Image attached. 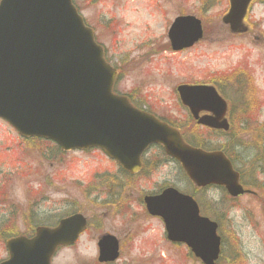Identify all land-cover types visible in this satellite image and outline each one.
I'll use <instances>...</instances> for the list:
<instances>
[{
    "label": "water",
    "instance_id": "obj_1",
    "mask_svg": "<svg viewBox=\"0 0 264 264\" xmlns=\"http://www.w3.org/2000/svg\"><path fill=\"white\" fill-rule=\"evenodd\" d=\"M229 1L223 22L239 33L252 0ZM169 38L174 51L191 48L203 38L202 23L180 17ZM116 78L72 0L0 2V118L21 137L50 140L66 152L99 148L133 172L143 152L160 144L198 187H224L232 197L247 193L224 153L192 148L178 131L134 109L113 93ZM177 92L199 125L229 130L227 102L214 87L181 85ZM202 112L211 115L200 117ZM147 207L163 219L170 241L187 244L204 264H216L218 224L200 217L192 197L168 189L148 198ZM85 229L84 217L76 215L57 229L38 230L31 240H10L9 259L0 264H51L58 247L73 245ZM99 247L100 262L118 258L114 237H104Z\"/></svg>",
    "mask_w": 264,
    "mask_h": 264
},
{
    "label": "rangeland",
    "instance_id": "obj_2",
    "mask_svg": "<svg viewBox=\"0 0 264 264\" xmlns=\"http://www.w3.org/2000/svg\"><path fill=\"white\" fill-rule=\"evenodd\" d=\"M74 1L86 24L95 31L108 62L122 72V79L115 86L118 93L134 95L140 103L151 105L161 118L179 120L178 125L183 127L189 139L196 134L202 143H210L218 149L221 145L218 142L225 140L224 135L209 134L190 123L188 112L179 100L177 87L201 83L214 86L223 82L222 86L233 99V109L237 110L243 94L235 92L234 89L239 86L236 78L231 80V76L253 77L258 94L252 90L251 117L254 116L264 128V1L252 3L245 29L239 35L231 34L229 27L222 22L229 9L228 0ZM186 15L202 21L205 38L192 49L175 53L170 48L168 31L177 17ZM239 78L242 80V77ZM245 93L249 97L248 92ZM247 107L248 104L244 102L241 110ZM242 118L237 114L234 117L235 125L239 126ZM242 132L249 141L255 128L246 129L243 126ZM262 132L261 128L257 130L259 134ZM262 144L256 150L258 154H262ZM107 170L117 171L99 151H75L60 156L50 144H31L22 140L0 120V232L4 236L11 232L22 234L31 228L26 225L25 218L27 212L39 202L37 193L41 174L51 180L50 190L53 191L57 188L59 173L66 175L61 182L69 183L86 174ZM256 176V182L261 183L262 175L257 173ZM172 177L175 182L182 179L176 169ZM182 184L181 189L187 188L186 183ZM72 191L63 186L61 192L53 191L52 199L71 196ZM199 197L203 199L202 208L204 203L210 214V206H215L216 213L223 212L225 215L221 233L225 239L223 255L230 258L227 264H264L263 195H249L231 201L220 189L208 188ZM80 198L78 191L75 199ZM52 205L51 201L47 208ZM86 211L91 212L88 208ZM205 215L208 216V213ZM120 222L121 219L110 218L106 220V227H116ZM141 224L147 226L149 231L138 237L137 244L145 249L142 243L150 242L153 245L151 255L142 260H121L119 264H200L191 259L184 248L167 243L157 222L147 223L142 219ZM7 227H11V230L7 231ZM92 244V241L88 244L83 241L77 249L65 256H58L56 263L93 264ZM161 253H164V258L160 257ZM6 258L5 244L0 234V261Z\"/></svg>",
    "mask_w": 264,
    "mask_h": 264
},
{
    "label": "flooded vegetation",
    "instance_id": "obj_3",
    "mask_svg": "<svg viewBox=\"0 0 264 264\" xmlns=\"http://www.w3.org/2000/svg\"><path fill=\"white\" fill-rule=\"evenodd\" d=\"M253 82L254 80L247 79L246 89L250 91L251 94L254 89L258 94V90L254 88ZM235 92L238 94L240 92L239 88L235 89ZM126 97L134 107L155 115L161 121L169 123L172 127L180 131L179 126L175 125L179 120L161 118L153 112V110L148 108L147 105H142L143 107L140 108L139 104H137L139 100L134 98V95H128ZM241 105L243 106V103H241ZM238 112V109H233V113L231 112L232 117H236ZM243 114L244 110H241L239 116ZM261 125L262 124L255 119L242 121V123H239V126L235 125L233 131L232 145L239 154V156L234 157V165L237 171L241 170V174L238 171L241 177V183L247 189L248 184L246 180L252 176L253 171H257V173L262 175V182L259 183L257 181V183L252 185V188L249 189L253 192L251 195L255 197L259 195H263L264 197V128ZM243 126H245L246 129L255 128V133L252 134L249 141L247 136L242 132ZM258 127L263 129L262 134L257 133V130L260 129ZM236 128H238V130ZM260 144L263 145L261 156L256 151L259 149ZM247 149L254 152V154L246 156L245 151ZM109 161L115 166L116 172L107 170L103 173H90L84 175L81 179H75L69 183L61 182L65 180L66 175L59 173L57 176V188L54 190L61 192L63 186L71 188V191L75 190V192L72 191L73 194L71 196L65 195L60 199H52V193L54 191L50 190L52 182L49 178H46V180L44 174H41L39 178V191L37 193L39 202L27 212L25 218L26 225L31 226V228L27 227L28 230L26 232L18 234L17 236H25L30 239L36 235L37 229L41 227L56 229L63 220L75 215H82L87 221L86 231L80 235L74 245L59 247L52 258V264H57L56 258L58 256L67 255L68 252L77 249L83 241H85L86 244L91 241L93 243V264H119L121 260H142V258H147V256L151 255L153 245L150 242L142 243L145 249H141V246L138 247L137 244L138 237L141 234H147L149 231L147 226L141 224V220L143 219V221L147 223L151 221L157 222L162 230L163 239L173 247L184 248L187 251V255L191 256V251L185 244L173 243L168 240L163 219L150 215L147 209L148 198L158 197L162 195L165 190L170 188L177 189L186 195H192L186 187H182L181 189L182 183H186L187 186L190 185L189 179H187L181 164L166 155L165 149L160 145H151L145 150L140 160L141 168L136 172H130L124 169L113 160ZM175 169L178 171L180 178H182L178 182H175L172 177ZM242 178L245 182H242ZM201 190L202 189H197L194 186L192 192L195 197L192 195L193 198L198 199L197 194L201 192ZM78 191L81 195L79 200L75 199V194ZM249 195L250 194H246L233 200L236 201ZM51 201L53 205L47 208V204ZM196 202L198 203L197 200ZM78 204H80L79 207ZM87 208L91 212L87 213ZM110 218L112 220L121 219L120 225L107 228L106 226L108 225L106 224V220ZM93 234L94 237L92 236ZM106 236H112L117 240L119 257L116 261L101 263L99 243ZM162 256L164 258V253L160 254V257ZM102 258L104 259L107 257ZM124 264L131 263L126 262Z\"/></svg>",
    "mask_w": 264,
    "mask_h": 264
},
{
    "label": "trees",
    "instance_id": "obj_4",
    "mask_svg": "<svg viewBox=\"0 0 264 264\" xmlns=\"http://www.w3.org/2000/svg\"><path fill=\"white\" fill-rule=\"evenodd\" d=\"M215 85L218 87V89L225 95V94H228V92L224 89V87L222 86V85H220V84H218V83H215ZM229 95V94H228ZM230 96V95H229ZM230 117H231V120L233 121V119H232V115L230 114ZM190 123L193 125V126H195L196 127V125H195V122H193V121H190ZM232 132H233V130L231 129L230 130V132L229 133H227V134H222V135H224V137H225V140H223L222 142H218L219 144H221L220 146H219V148L218 149H220V150H222L225 154H227V156L228 157H230V158H232V159H234V154H233V147H232V141H233V138H232ZM186 139L189 141V142H191L194 146H196V147H200V148H204V149H206V148H208V147H212L211 145H210V143H202V141L199 139V137L196 135V134H194V135H192V137L190 138V140L186 137ZM214 148H217V147H214ZM214 148H211V149H214ZM220 213H212V215L215 217V219L220 223V226L221 227H223V225H224V222H225V215H224V213L222 212L221 214H220V218L218 217V215H219ZM223 236V235H222ZM6 237H8V236H3V238L5 239ZM223 242L225 243V240H224V238H223ZM223 261H224V263H223ZM229 261H230V258H229V256L226 258L225 257V255L221 258V260H220V262L218 263V264H227V263H229Z\"/></svg>",
    "mask_w": 264,
    "mask_h": 264
}]
</instances>
